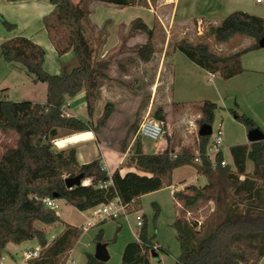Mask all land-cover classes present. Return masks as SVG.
Listing matches in <instances>:
<instances>
[{
    "label": "trees",
    "instance_id": "16d2710c",
    "mask_svg": "<svg viewBox=\"0 0 264 264\" xmlns=\"http://www.w3.org/2000/svg\"><path fill=\"white\" fill-rule=\"evenodd\" d=\"M85 1L49 0L54 10L43 19L49 40L59 57L73 53L77 64L71 70L66 68L60 75L47 72L44 68L45 49L23 36L13 37L0 47L3 61L20 64L32 77L33 83L47 85V99L43 104L12 101L0 96V131L17 135L16 145L5 151L0 160V253L10 243L20 245L36 240L41 247L40 256L24 264H65L83 230L66 225L64 231L49 243L45 232L36 223L53 225L61 223V220L55 210L46 206L44 199L65 200L83 212L119 198L122 204L128 205L129 214H133L141 209L143 196L173 185L172 176L176 169L193 166L207 183L203 187L188 186L174 192V198L182 203L183 210L173 224L181 251L177 264H264L263 141L250 146L231 147L233 163L225 167L220 164L224 159L222 153L217 156L218 165L215 167L204 156L210 136L199 137L200 164L195 163V152L190 149L182 148L174 154L168 146L161 153L144 154L136 142L124 165L134 168V171L121 174L119 168L111 177L101 161L93 160L81 165L75 148L58 150L54 145L60 129L73 133H98L106 126L112 112L111 105L107 104L96 126L67 116L64 112L66 98L75 97L84 90L87 112L92 119L100 79H108L106 71L111 61L95 63L93 47L85 35L89 17V12L83 8ZM90 1L119 7L141 5V0ZM0 19L8 31L16 28L1 15ZM153 33V29L142 19H136L131 24V37L137 34L147 37L137 51L138 59L145 63L155 53ZM237 35L249 37L254 43L228 54L214 52L208 43V38L219 44L228 43ZM262 38L264 18L236 11L212 26L208 35L202 33L200 41L182 39L173 47L206 72L220 74L224 80H230L245 72L241 58L259 50L258 42ZM217 108V104L211 101L202 104L200 127L212 125ZM155 116L164 125L166 115L163 110L158 109ZM236 119L248 131L259 128L246 116L237 115ZM248 159L254 163L253 174L246 171ZM78 176L84 180L92 179V185L81 184L68 189L65 180ZM105 182L111 184L105 188L97 187ZM207 202H213L215 210L200 226L196 221L188 223L184 219L186 210ZM153 207L156 218L159 207L156 204ZM143 219L139 241L126 245L122 264H151L153 244L148 237L147 220ZM95 242H104L102 230ZM86 264L104 263L88 253Z\"/></svg>",
    "mask_w": 264,
    "mask_h": 264
},
{
    "label": "rangeland",
    "instance_id": "374dc122",
    "mask_svg": "<svg viewBox=\"0 0 264 264\" xmlns=\"http://www.w3.org/2000/svg\"><path fill=\"white\" fill-rule=\"evenodd\" d=\"M72 1L74 3L79 2V0ZM88 1L90 0H86L85 2L87 3L83 6L87 11L90 6ZM143 1L146 2L147 0H141L140 3H143ZM149 1L152 7L157 11V0ZM232 3L233 2L228 0H180L179 15L189 19V24L187 25H169L165 21L164 23H160V21H158L153 14H149L147 10L140 11L135 7H129L124 10L116 7H106L104 5L95 7L94 13L97 19H105V21L111 22L106 26V29H108L107 32H101L98 37L92 40L89 39L93 47L94 62L97 63L100 60L111 61L110 65L112 64V69H109V65L106 71L108 79H100L99 84L100 88L101 86L103 88L105 84H109L107 88L110 91L108 93L110 97H107V100L97 109V94L100 93V91L97 90V100L92 119L89 118L87 107H77L75 111L70 112L71 109L66 107V103L64 105L65 114L87 123L90 122V124L96 126L98 120L104 113L106 105L110 104V110L112 111L110 117L114 116L112 118L113 130L118 133L123 132V137L119 136L121 142L126 145L128 139H131L134 135L135 143L137 142L140 147H144L147 153L157 151L159 145L164 142H168L169 148L174 150L175 153H179L182 148L197 152L200 144L198 136L200 128L198 122L201 118L200 107L205 101H211L217 104L218 108L215 112L212 129L215 131L222 126L223 147H225V154L227 157H229L231 147L249 141L247 137L248 130L242 123L237 121V115L246 116L255 121L264 134V83L258 84L256 87L248 86L243 78L252 80L254 75L250 73L247 77L235 78V76L233 77L235 79L232 78L233 80L230 81V83L226 82L229 80H225V88L217 85L216 81L215 83H207L206 77H202L204 76L203 73L199 75L200 73L193 74L189 72L187 65H194L184 54L177 49L174 50L173 47L176 42L182 39L193 42L200 41L201 32L203 35H208L210 28L216 26V23H214L215 21L217 23L219 21L221 22L234 10V8H232ZM163 8L161 9L163 10ZM199 16L204 17L203 19L206 20L198 22L197 18ZM137 18H142L154 31L153 43L155 46V53L151 60L145 63L144 66L140 65L137 51L139 47L147 41V37L144 34H137L131 37L129 34L131 24ZM120 21L126 22L130 26L127 27L123 25L118 34L115 25H112V23H119ZM198 24L200 27H198ZM198 28H201V32L198 31ZM237 38L241 37L239 36ZM208 43L212 50L218 54L229 53V50H225L226 48L228 49V47L225 48V44L216 43L213 38H208ZM167 49V63L172 64L175 62L178 65V68L176 67L174 79L172 78L169 97V89H167L168 86L165 82L168 80V77H170L172 69L170 65H166L161 78L159 77L158 71L161 54ZM103 51L105 54H102ZM71 67H75V64ZM68 69L71 68L68 66ZM127 91L129 92L128 94H126ZM152 93H154V98L153 96L151 97ZM0 94H2V91ZM42 96L43 94L40 88L34 89L33 92L28 93L24 98L26 100L31 99L39 103H44L46 98ZM1 98H6V96L2 94ZM81 103H83L82 99L80 101H75L74 106L76 107ZM150 107H152L151 115L155 118H157L155 113L158 109H162L166 115V121L164 125H162L163 135L158 141L137 136V129ZM105 127L101 129L98 134L101 133ZM1 133L4 135H0V160L2 154H4L3 152L13 148L17 141L16 133ZM72 133L73 131L71 130L60 129L58 130L57 139L66 137ZM130 133H132V137L129 136ZM250 145L251 143H249L248 146ZM70 148L72 147H67L65 149L57 147L58 150H67ZM126 163L127 161L125 164ZM254 170L252 173L248 174H253ZM175 172L172 183L174 186H179L184 179H189L194 175L195 167L186 166L179 168V170ZM205 180V177L201 176L200 183ZM209 203L213 202H207L197 208L186 210L191 215L189 218L204 223L215 210L214 203L213 205ZM60 204L61 206L56 212H61L63 219L67 223L80 226V230L84 231L72 251L69 252L65 264H86V255L88 253L94 255L95 253L97 245L95 238L100 230L103 231V243H108L107 249L110 255L109 261L104 264H122V254L126 245L136 239L123 218L117 220L106 219L107 221L100 226L98 224L102 219L98 217L95 218V214L98 211L97 207L82 214L68 203L60 201ZM154 204L159 207V213L156 218L155 209L153 207ZM179 204L180 205H176L171 189L166 187L153 195L147 194L143 196L141 199V209L138 213L130 215L132 224H134L136 214L145 216L147 220L148 237L153 244V249L151 250L152 264H177V259L181 251L173 224L177 214L183 212L182 203L179 202ZM183 217L184 219L186 218L185 220H188L187 213H185ZM91 220L95 222L93 223ZM45 226L46 225L40 223L38 224L39 229ZM60 227L64 228V226L59 223L54 229H45L46 238L47 232L49 233V239L52 235H58L59 231H61ZM47 241L49 242L48 239ZM27 244L28 243L21 246L18 257H16L17 261L22 260V252L28 248ZM156 244H160L161 250L156 249V247H158ZM155 255L159 256V258H155Z\"/></svg>",
    "mask_w": 264,
    "mask_h": 264
},
{
    "label": "crops",
    "instance_id": "0c3cea01",
    "mask_svg": "<svg viewBox=\"0 0 264 264\" xmlns=\"http://www.w3.org/2000/svg\"><path fill=\"white\" fill-rule=\"evenodd\" d=\"M228 1L233 2L232 8H234V10L231 11V13L236 12V11H242V12L249 13L251 15H255V16L264 18V6H263L264 0H261V2H257V0H255V2H254V0H228ZM88 2L90 3V6L88 9V11H89L88 24H86V26H85V35L90 40L98 37L99 33H101V32H105V31L107 32L108 29H106V26H107V24L111 23L110 21H105V19H99V18L97 19L95 17V13H94L95 7H97L99 5H104L106 7H116V8H120L122 10L127 9L129 7H135L136 9H138L140 11L141 10H143V11L147 10L149 12V14H153L154 17H156L158 19V21H160V23H164V21H165L169 25L170 24H173V25H177V24L178 25L179 24L180 25H187V24H189V19L184 18V17L179 15V2H180V0H157V3H158L157 4L158 5L157 11L152 7L149 0H147L146 2L143 1V3H141V5L138 4L136 6H128V7H118L117 5H114V4H107V3L96 2V1H88ZM85 3H87V2H84L83 6L85 5ZM161 8H163V10ZM53 10H54V5H52L49 2V0H19L17 2H8L6 0H0V15L5 20H7L8 22H10L11 24H14L16 26V28L14 30L8 31L3 26L2 21L0 19V47H1L2 43H4L5 41H7L13 37H16V36L26 37V38L30 39L31 41H33L34 43L40 45L41 47H43L45 49V51H46V57H45V63H44L45 70L47 72H49L50 74L60 75L63 72V69H66V68L68 69V66L72 69L71 66H73V64H75V66H76L77 63H76V59H75L72 52H70V53H68L62 57H59V55L57 54L53 44L49 40L47 31H46L44 24H43V19L45 16L50 14ZM203 18L204 17L199 16L197 18L198 22H201L202 20H206ZM137 19H142V18H137ZM207 21H210V20H207ZM214 23H216V25H217L220 23V21L218 23L215 21ZM112 25H115V29L118 32V34H119L120 28L123 25H125L127 27L130 26L128 23L121 22V21L119 23L113 22ZM198 27H200L199 24H198ZM237 37H239V36L237 35V36L233 37L228 43H224L225 48L228 47V49L226 48L225 50H229V53L237 52L241 49H244V48L251 46L254 43V40L249 38V37H243V36H240L241 38H237ZM116 46H115V48H116ZM166 51H168V49L165 50L164 53L161 54V57L159 59L158 71H159V77L161 78V76L164 73L166 65H170V67L172 69V72H171L172 77L170 74V77H168V80L165 82L168 86L167 89H169L168 90L169 91L168 97H169L170 91H171L172 78L174 79L176 67L178 68V65L175 62H173L172 64L167 63L168 56H167ZM102 54H105L104 51ZM241 63H242L243 68L245 69V72L236 76L235 78L247 77V75L250 73V74L254 75V78H252V80H249L248 78H243L248 86L256 87L258 84L264 83V49L251 51V52L243 55L241 58ZM192 64L194 66H192L190 64L187 65L189 72H191L193 74L194 73H200L199 75H201V73H203L204 76H202V77L203 78L206 77L207 83H215V81H216L217 85H220V86L225 88V80L221 77L220 74L208 73L205 70H203L202 68H200L199 66H197L196 64H194V63H192ZM111 65H110L109 69H112ZM140 65L144 66L145 62L140 61ZM128 69H129V66H128ZM109 77H112V76H109ZM235 78H233V79H235ZM233 79H230L229 81H226V82L230 83V81H232ZM104 80H107V79H104ZM108 83H110V82H108ZM107 87H109V84L103 85V88H102V86H101V88H100V86L98 88L100 93L97 94V97H98L97 98L98 99L97 109L102 105V103H104L107 100V97H110V94H108L110 91ZM40 88H41L42 94H43L42 97L47 99V85L46 84H44V83H38V84L33 83L32 77L26 73L25 69L20 64L7 63V62L3 61V59L1 58V54H0V93L2 91V94L4 96H6V98H8L9 100H12V101H31L33 103H39V102H36L35 100H31V99L26 100L24 97L28 93L33 92L34 89H40ZM28 90H29V92H28ZM128 93L129 92L127 91L126 94H128ZM2 94H0V96ZM152 96L154 98V93H152L151 97ZM155 97H156V93H155ZM81 99L83 100V103H81L80 105L75 107L74 106L75 101H80ZM41 104H43V102ZM73 106H74V108H73ZM66 107H69L71 109L70 112L75 111V108H77V107L78 108H81V107L86 108L85 91L84 90L81 91L75 97H72V98L67 97L66 98ZM149 109L152 111V107H150ZM113 117L114 116L110 117V120H109L107 126L105 127V129L101 133H99V134L98 133L95 134L93 132L72 133L70 135H67L66 137L57 139V140L64 142V148H60L57 145L56 146L60 149H65L67 147L75 148L77 151V161L81 165L88 164V163L92 162L93 160L101 161L103 166H104V169L107 171V173L110 177L119 168L121 170V174H125L128 171H134L133 168L129 169V168L125 167L124 165H125V162L127 161V158L130 154V151L132 150V147L135 144V139H134L135 136L133 135V137H132V135H131L132 133H130L129 136H131L132 138L131 139L129 138L128 143L126 145H124L121 142L120 137H119V136L123 137V135H122L123 132L118 133V132L113 130L114 129L113 128L114 127L113 126V119H112ZM137 131H138V129H137ZM84 133H88L91 136L89 138H87L86 140H78L75 142H68V139H70L74 135H78V134L80 135V134H84ZM0 135L3 136L4 134H2L0 132ZM55 143H57V142H55ZM249 143L250 142L248 141L247 143H244V144L249 145ZM244 144H240V145H244ZM167 147H168V142H164V143L159 145L157 151H155L156 153L155 152L147 153L145 151L144 147H140V149L144 154H157V153L163 152ZM172 151L174 154H177V153H175L174 150H172ZM224 159L229 161L230 164L233 163L230 152H229V157L226 156L225 147H224ZM246 168H247V173H252L254 170V163L249 159L246 161ZM177 170H179V169H177ZM177 170H175V171H177ZM175 171L173 172L172 180H174V175L176 173ZM200 178H201V176H199L197 174L196 169H195L194 175H192L189 179H184L179 184V186L172 185V186L168 187L171 189V192L173 194V198H174V192L184 190L188 186H196V187L205 186L207 181L205 180L204 182L200 183ZM157 192H153L149 195H153L154 193H157ZM60 201L68 203L65 200H55V204L57 206V209L61 206ZM174 201L176 202V205H180L179 202L175 200V198H174ZM209 204L213 205V203H209ZM57 209H55V211ZM90 210H92V209H89V210L83 211V212H81L79 210L78 211L83 214L85 212H89ZM56 213L61 220L60 224H62L64 226V228L60 227L61 231H59L58 235H56V236L52 235V237L50 239L48 238L49 233L47 232V239L49 240V243H51L57 236H59L64 231L66 225H71L63 219V215L61 212L57 211ZM130 215H132V214H130ZM130 215L127 217V219H124V218L123 219L126 221V224L128 225L129 229L133 232V226L135 225V220H134V224H132L131 220H130ZM143 217H145V216H143ZM95 218H96V216H95ZM91 221L93 223L95 222L94 220H91ZM101 221H103V220H100V222ZM106 221L107 220H105L103 223H99L98 225L101 226V224H104ZM38 224L39 223H36L37 227H38ZM57 224H59V223H57ZM57 224L46 225L45 227H40V229H42L43 231L46 232L45 229H51V228L54 229V227ZM71 226H74V225H71ZM75 227L80 228V226H75ZM85 229H87V228H85ZM133 235H134V233H133ZM80 237H79V239H80ZM134 237H135V235H134ZM26 243H28L27 244L28 248L22 252V260L17 261L16 257H18V254L20 252V248L22 245H24ZM156 245L161 250L160 244H156ZM37 249L40 250L41 247L36 240L24 242L20 245L10 243L7 245L6 249L0 253V264H24L28 261L25 258V253L27 251H30V250L34 251ZM155 256H156L155 258H159V256H157V255H155ZM151 264H152V261H151Z\"/></svg>",
    "mask_w": 264,
    "mask_h": 264
},
{
    "label": "built area",
    "instance_id": "2783aa9c",
    "mask_svg": "<svg viewBox=\"0 0 264 264\" xmlns=\"http://www.w3.org/2000/svg\"><path fill=\"white\" fill-rule=\"evenodd\" d=\"M257 2H261V0H257ZM198 31L201 32V28H198ZM202 34V32H201ZM163 135V126L160 121H158L153 115H151V110L149 109L146 116L143 118L142 122L140 123V126L137 131V136L139 137H144L148 138L153 141H158L161 136ZM56 144V143H55ZM222 153L224 155V147H223V131H222V126L218 130H213L210 135L207 149L205 152V157L211 162V164L215 167L218 165L217 162V156ZM201 158L202 155L200 151L198 150L195 153V163L200 164L201 163ZM221 166L225 167L230 164L229 161L223 159L221 161ZM83 186H91L92 185V179H86L81 182ZM110 182H105V183H99L97 186L98 188H105L108 185H110ZM43 202L46 204V206L50 209H57V206L55 204V200L51 199H44ZM138 213V212H136ZM188 214V223H192L193 221H196L198 225L200 226L202 223L199 220H195L189 218L191 215L189 212H186ZM128 212V205L122 204L119 198H115L113 201L107 203V204H102L98 206V211L96 212L95 216L98 218H101L102 220L105 219H127L129 216ZM144 220L143 216L140 214H136L135 216V227L133 226V233L136 237V240L139 241V233L141 231V228L143 226ZM158 249V247H156ZM41 250V249H40ZM40 250H30L25 253V258L27 260L30 259H35L39 258L40 256Z\"/></svg>",
    "mask_w": 264,
    "mask_h": 264
},
{
    "label": "water",
    "instance_id": "95a60500",
    "mask_svg": "<svg viewBox=\"0 0 264 264\" xmlns=\"http://www.w3.org/2000/svg\"><path fill=\"white\" fill-rule=\"evenodd\" d=\"M258 45L260 49H264V38L259 40ZM211 133L212 125H203L199 128L198 136L208 137L211 135ZM247 137L251 144L264 141V134L259 128L248 131ZM83 180L84 179L82 176H78L76 178H67L65 180V184L68 189H72L74 186H80ZM107 247L108 243H97L94 253V257L96 260L102 263H106L109 261L110 255Z\"/></svg>",
    "mask_w": 264,
    "mask_h": 264
},
{
    "label": "bare ground",
    "instance_id": "6f19581e",
    "mask_svg": "<svg viewBox=\"0 0 264 264\" xmlns=\"http://www.w3.org/2000/svg\"><path fill=\"white\" fill-rule=\"evenodd\" d=\"M91 135L88 133H84V134H78V135H74L73 137H71L70 139H68V142H75L78 140H86L87 138H89ZM56 145L59 146L60 148H64V142L57 140L56 141Z\"/></svg>",
    "mask_w": 264,
    "mask_h": 264
}]
</instances>
